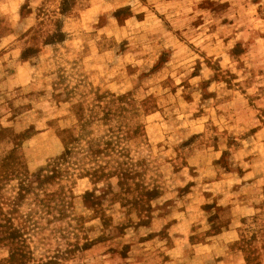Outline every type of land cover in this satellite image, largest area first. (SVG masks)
I'll list each match as a JSON object with an SVG mask.
<instances>
[{
  "label": "rangeland",
  "instance_id": "obj_1",
  "mask_svg": "<svg viewBox=\"0 0 264 264\" xmlns=\"http://www.w3.org/2000/svg\"><path fill=\"white\" fill-rule=\"evenodd\" d=\"M0 264H264V0H0Z\"/></svg>",
  "mask_w": 264,
  "mask_h": 264
}]
</instances>
